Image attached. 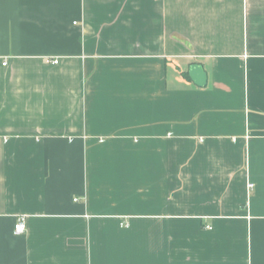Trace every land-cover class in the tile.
Instances as JSON below:
<instances>
[{
  "label": "crops",
  "instance_id": "crops-1",
  "mask_svg": "<svg viewBox=\"0 0 264 264\" xmlns=\"http://www.w3.org/2000/svg\"><path fill=\"white\" fill-rule=\"evenodd\" d=\"M0 264H264V0H0Z\"/></svg>",
  "mask_w": 264,
  "mask_h": 264
},
{
  "label": "water",
  "instance_id": "water-1",
  "mask_svg": "<svg viewBox=\"0 0 264 264\" xmlns=\"http://www.w3.org/2000/svg\"><path fill=\"white\" fill-rule=\"evenodd\" d=\"M189 76L198 87H203L206 84V74L198 65L190 66Z\"/></svg>",
  "mask_w": 264,
  "mask_h": 264
},
{
  "label": "built area",
  "instance_id": "built-area-1",
  "mask_svg": "<svg viewBox=\"0 0 264 264\" xmlns=\"http://www.w3.org/2000/svg\"><path fill=\"white\" fill-rule=\"evenodd\" d=\"M57 60H53V64H57ZM248 190H251L253 188V184H248L247 185ZM25 232V218L24 217H19L17 218L15 224H14V234L15 235H21Z\"/></svg>",
  "mask_w": 264,
  "mask_h": 264
}]
</instances>
